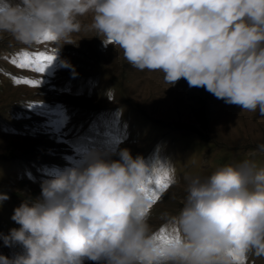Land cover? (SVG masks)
I'll return each instance as SVG.
<instances>
[{
  "label": "clouds",
  "instance_id": "clouds-1",
  "mask_svg": "<svg viewBox=\"0 0 264 264\" xmlns=\"http://www.w3.org/2000/svg\"><path fill=\"white\" fill-rule=\"evenodd\" d=\"M88 13L87 27L105 46H118L132 68L162 72L169 86L185 79L264 117V0H0V34L27 51L51 33L57 58L76 44L72 34ZM61 64L74 71L69 61ZM117 155L86 150L45 180L40 197L14 209L20 227L3 237L27 254L0 255V264H239L250 253L264 257V167L244 160L207 177L185 176L183 206L165 216L172 238L161 241L141 189L160 169L177 183L174 165L150 167L127 148ZM8 199L0 193V203Z\"/></svg>",
  "mask_w": 264,
  "mask_h": 264
},
{
  "label": "rangeland",
  "instance_id": "rangeland-1",
  "mask_svg": "<svg viewBox=\"0 0 264 264\" xmlns=\"http://www.w3.org/2000/svg\"><path fill=\"white\" fill-rule=\"evenodd\" d=\"M92 15L79 17L84 27L72 34L76 44L64 45L42 73L13 65L23 46L0 34V193L10 197L0 203V255L9 259L27 254L21 244L4 243L3 237L20 227L11 219L14 209L40 197L42 183L74 166L86 150L118 159L127 148L150 167L156 161L174 165L178 182L150 208L149 223L157 233L167 229L165 216L177 215L183 206L185 176L207 177L244 160L264 167L259 148L264 117L258 110L241 111L204 88L189 87L185 79L169 86L162 72L132 68L118 46H105L87 27ZM27 51L56 55L50 42ZM13 76L41 82L38 87L16 84ZM243 264H264V257L250 253Z\"/></svg>",
  "mask_w": 264,
  "mask_h": 264
},
{
  "label": "snow or ice",
  "instance_id": "snow-or-ice-1",
  "mask_svg": "<svg viewBox=\"0 0 264 264\" xmlns=\"http://www.w3.org/2000/svg\"><path fill=\"white\" fill-rule=\"evenodd\" d=\"M54 38L55 37L51 33L46 32L42 34L37 43L49 42ZM54 59V55L45 51H22L17 54L15 59L12 60V63L20 69H30L33 72L42 73L45 70V67ZM13 82L16 84L38 87L41 81L38 79L18 78L13 76ZM170 184L171 178L169 173L166 169H160L156 174V178L154 180H150L146 186L142 187L141 191L152 202L149 205V208H151L152 205L160 199L161 193L164 192ZM156 235L161 241H169L172 238L166 228H161ZM239 264H243V261L240 260Z\"/></svg>",
  "mask_w": 264,
  "mask_h": 264
}]
</instances>
